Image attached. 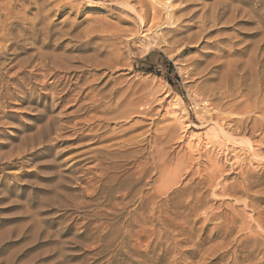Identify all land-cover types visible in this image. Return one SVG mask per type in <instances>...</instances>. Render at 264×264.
<instances>
[{"label": "rangeland", "instance_id": "374dc122", "mask_svg": "<svg viewBox=\"0 0 264 264\" xmlns=\"http://www.w3.org/2000/svg\"><path fill=\"white\" fill-rule=\"evenodd\" d=\"M0 33V264H264V108L228 119L264 75V0H0ZM131 98L147 115L105 120Z\"/></svg>", "mask_w": 264, "mask_h": 264}, {"label": "bare ground", "instance_id": "6f19581e", "mask_svg": "<svg viewBox=\"0 0 264 264\" xmlns=\"http://www.w3.org/2000/svg\"><path fill=\"white\" fill-rule=\"evenodd\" d=\"M156 1H158V0H156ZM164 1V0H163ZM180 1V3H187L188 1H190V0H179ZM164 7H165V14H166V17L168 18V22H171V24H173L174 22H177L178 20H176L175 21V18H174V13L172 12H170V11H168V8H169V6H167V5H165L164 3L162 4ZM183 5V4H182ZM152 11H154L155 13H156V11H155V9L153 8L152 9ZM176 14V13H175ZM195 15H196V13H194V8H192L191 6H183V8H180L179 9V11H178V15H177V18L178 19H180V18H185V17H187L188 19H189V21H191V19L192 18H194L195 17ZM186 21V20H185ZM143 23V22H142ZM12 25V24H11ZM4 26V25H3ZM158 27V26H157ZM181 25H178L176 28V31H178V30H180L181 29ZM186 27V26H185ZM185 27H183V28H185ZM203 27V26H202ZM3 29V28H2ZM1 29V31H3ZM205 30V29H204ZM202 31H203V29L202 28H200L199 29V31H198V33H197V35L198 36H196V37H189V38H187V44H190V43H197L198 42V39H199V35H202ZM4 33V32H3ZM1 34V33H0ZM7 34V33H6ZM6 34L4 35V34H2V36H6ZM0 37H1V35H0ZM2 38H4V37H2ZM22 62V61H21ZM2 66V65H1ZM55 67V66H54ZM255 74H253V72H251L250 71V75L252 76V82L254 83V85H255V87H256V89H254V90H252V89H249L247 92H246V94H244V96H243V102L244 103H246V105H244V106H246L247 107V109L248 108H250L248 111H241V113H240V115H239V113L237 114V115H235L233 118H228L229 120H231L230 122L233 124V122L235 123V127H237L238 128V130H240V127H243V125L244 126H246L247 125V121H249V120H251V118H250V114L251 113H255L256 114V112L258 113V111H260V109H262V108H264V78H262V76H264V75H258V74H256V72H254ZM260 74V73H259ZM233 76V75H232ZM250 76V77H251ZM255 77H257V80L256 81H254L256 78ZM253 78H254V80H253ZM244 82V81H243ZM240 84V83H239ZM251 86V85H250ZM144 88V87H143ZM231 91H229V90H226L224 93H222V94H224V95H226V97H229V98H232L233 97V94L232 93H230ZM237 93V92H236ZM242 94V93H241ZM136 96V95H135ZM223 96V95H222ZM127 99V98H126ZM126 99H123V100H121L119 103H116V105H115V107L116 108H123V111H118V113H116V111H114V109H112V108H110V107H106V108H104V110H103V113L105 114L104 115V117H105V120H109V119H116V118H128L129 116H134V115H140V114H146L147 115V112H146V110H142L143 109V107H142V105H140L138 102H133V100L132 99H134V98H131L130 99V101H128V100H126ZM132 100V101H131ZM225 101V100H224ZM100 102V100H98L97 102H96V104H92L93 105V107H98V106H100L99 104H101V102ZM212 103V102H211ZM232 103V102H231ZM205 104V103H204ZM236 104H237V102H236ZM241 104V103H240ZM171 105V104H170ZM217 105H219V104H217ZM223 106H224V104H222ZM225 105H227V104H225ZM230 105V104H229ZM232 106H234V105H232ZM238 106V105H237ZM241 107H242V105H240ZM243 106V108H245ZM92 107V106H91ZM218 107H220V106H218ZM226 108H227V106H225ZM207 108V107H206ZM209 108V107H208ZM221 108V107H220ZM232 108V107H231ZM235 108V107H234ZM212 109V108H211ZM210 109V110H211ZM223 109V108H222ZM221 109V110H222ZM233 109V108H232ZM206 110V109H205ZM241 110H243V109H241ZM264 110V109H263ZM231 111V110H230ZM233 111V110H232ZM231 111V112H232ZM262 111V110H261ZM210 111H208V113H209ZM213 113V112H212ZM210 114H211V112H210ZM220 115H221V113H220ZM208 116V115H207ZM245 116V117H244ZM224 117V116H223ZM237 117V118H236ZM258 117V116H257ZM223 119V118H222ZM221 119V120H222ZM229 120H228V123H229V125H230V122H229ZM223 121V120H222ZM213 122V121H212ZM220 122V121H219ZM218 122V123H219ZM245 122V124H243ZM252 122H253V125H252V131L253 132H258V134H259V139L257 140V142H256V145H254V146H257L258 148H264V117H262L261 119H252ZM218 123H216V124H218ZM227 123V124H228ZM216 124H215V126H216ZM258 126V127H257ZM216 127H218V126H216ZM220 127H222V126H220ZM229 127V126H228ZM234 127V128H235ZM226 128V127H225ZM233 128V129H234ZM236 128V129H237ZM244 128V127H243ZM220 129H224V128H220ZM246 129H247V127H246ZM238 130H236V133H237V131ZM242 130V129H241ZM233 131V130H232ZM242 132H244V131H242ZM233 134V133H232ZM237 134H240V133H237ZM194 139V138H193ZM226 139V138H225ZM152 140V141H151ZM158 140H159V138H157V137H152L151 139H150V141H148L149 142V144L152 142L155 146H156V144H157V142H158ZM232 142H234V141H232ZM160 143V142H159ZM165 143V142H164ZM191 143V142H190ZM194 144V143H193ZM162 146V145H161ZM198 146V145H197ZM253 146V145H252ZM152 148H153V146H152ZM188 148H192V146H191V144H189V147ZM107 149H109V147H107V148H103L100 152H101V158L98 160V161H96L97 162V164L95 165L96 167H98L97 169L101 172L100 173V175L101 176H105V177H107L110 181H112V182H117V178H115V176H111L110 175V169L109 168H107V167H104L105 166V164L107 163V161H111V159H112V155H114V154H121V152H115V151H107ZM189 149V150H190ZM154 150V149H153ZM124 152V151H123ZM161 152H162V148L160 147V148H158V150L157 149H155L154 151H151L149 154H150V156H159V155H161ZM125 155V154H124ZM154 156V157H155ZM119 157V156H118ZM166 157V156H165ZM131 159V158H130ZM165 159V158H164ZM164 159H162L161 161H163ZM157 162V161H156ZM109 163H111V162H109ZM143 163V162H142ZM146 166H147V162H144L143 164H142V167H141V171L139 172V174H142L143 172H144V170H145V168H146ZM140 167V166H139ZM95 168V167H94ZM113 168V167H112ZM157 171H158V169H160L159 168V165H157ZM139 169V168H138ZM162 174V173H161ZM165 175V174H164ZM99 176V175H98ZM149 176V175H148ZM167 176H168V174H167ZM168 179V178H167ZM139 182V181H138ZM147 182V181H146ZM100 184V183H99ZM119 185V184H118ZM176 185V184H175ZM121 187V186H120ZM128 187V186H127ZM161 188V187H160ZM129 189V188H128ZM159 189V188H158ZM171 189V188H170ZM160 190H163V188L162 189H160ZM169 190V189H168ZM97 191V190H96ZM121 192V191H120ZM163 192V191H162ZM160 193H161V191H160ZM159 193V194H160ZM121 194V193H120ZM122 195V194H121ZM161 195V194H160ZM138 196V195H137ZM127 197V196H126ZM130 197H133V196H130ZM141 197V196H140ZM142 201V200H141ZM121 203V202H120ZM108 206V205H107ZM148 209V208H147ZM150 210H151V212H150V214L148 215V216H146L144 213L141 215H139V216H137V217H132V221L134 222L133 223V225H136L137 227H138V229L139 230H141L142 232H152L153 231V226H154V224H153V222L155 223V224H157V226H160L161 228L162 227H164L165 226V221H166V216H165V209H164V207H163V205H161V203H160V205H158L157 206V208H149ZM146 211V210H145ZM137 213V212H136ZM155 214H157V217H154L155 216ZM155 218V219H154ZM253 223V222H252ZM242 224V223H241ZM259 224V223H258ZM129 226H131V225H129ZM135 226V227H136ZM124 227V226H123ZM151 227V229H148V228H150ZM153 227V228H152ZM249 227V226H248ZM250 230V229H249ZM239 233H240V231H239ZM162 234H164V233H162ZM139 235V234H138Z\"/></svg>", "mask_w": 264, "mask_h": 264}, {"label": "trees", "instance_id": "16d2710c", "mask_svg": "<svg viewBox=\"0 0 264 264\" xmlns=\"http://www.w3.org/2000/svg\"><path fill=\"white\" fill-rule=\"evenodd\" d=\"M149 56V55H148ZM148 56H147V58H148ZM167 68H168V71L170 72V73H173L174 71H173V66H172V64L170 63V62H167ZM149 71H146L147 73H151L152 71H150V69H148ZM166 80L168 81V82H170L169 81V79L168 78H166ZM171 84V83H170Z\"/></svg>", "mask_w": 264, "mask_h": 264}]
</instances>
